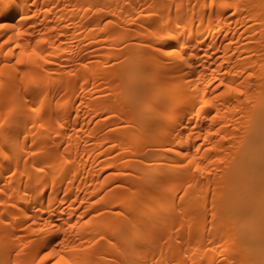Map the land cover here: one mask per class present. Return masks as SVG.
Here are the masks:
<instances>
[{"label": "bare ground", "instance_id": "obj_1", "mask_svg": "<svg viewBox=\"0 0 264 264\" xmlns=\"http://www.w3.org/2000/svg\"><path fill=\"white\" fill-rule=\"evenodd\" d=\"M0 264H264V0H0Z\"/></svg>", "mask_w": 264, "mask_h": 264}, {"label": "snow or ice", "instance_id": "obj_2", "mask_svg": "<svg viewBox=\"0 0 264 264\" xmlns=\"http://www.w3.org/2000/svg\"><path fill=\"white\" fill-rule=\"evenodd\" d=\"M17 63L19 64V63H21V61L20 60H17Z\"/></svg>", "mask_w": 264, "mask_h": 264}]
</instances>
